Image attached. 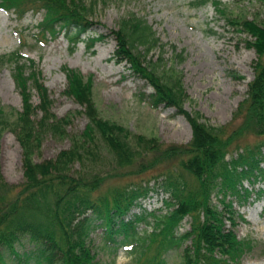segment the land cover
Returning a JSON list of instances; mask_svg holds the SVG:
<instances>
[{
	"label": "trees",
	"instance_id": "trees-1",
	"mask_svg": "<svg viewBox=\"0 0 264 264\" xmlns=\"http://www.w3.org/2000/svg\"><path fill=\"white\" fill-rule=\"evenodd\" d=\"M212 1L227 14L221 0ZM105 2L108 0H0V7L13 9L21 17L31 9H44L38 32L53 38L65 34L74 51L80 42L93 49L104 40V33H91L96 23L88 18ZM230 21L253 35L249 43L257 51L248 95L234 112V120L243 121L231 130L209 122L200 110H188L185 100L189 94L181 75L168 78L157 61L145 58L142 50L147 55L164 46L146 17L131 11L109 33L117 39L114 57L153 86L148 94L140 92V97L153 107L173 106L187 117L193 135L186 143H168L102 116L92 78L85 79L81 71L66 67L65 93L84 106L89 121L71 147L38 161L34 155L42 145L43 132L67 135L71 114L59 116L53 111L54 99L34 58L25 59L20 50L0 55V60L14 64L13 77L23 99L21 110L0 106V145L3 133L13 131L23 149L24 166L20 182L8 181L0 168V264H99L92 234L101 227L103 245L115 250L120 245L134 246L145 254L143 241L161 237L157 247L161 250L149 264H166L164 253L186 241L183 264H233L253 246L235 231L239 219L245 217L234 204L248 201L256 193L255 185L264 180V140L248 142L231 155L228 147L245 133L264 136V22L249 18ZM179 55L183 59V53ZM33 88L40 98L38 104L33 102ZM104 154L111 157L107 169L89 166L104 160ZM170 159H177L175 167L163 172L157 182L170 193L165 200L169 209L161 214L151 212L158 229L148 236L139 229L148 221V213L133 212V208L141 205L154 185L141 181L102 187L107 178L140 173ZM185 217L190 218L191 226L180 231ZM24 242L29 245L23 246Z\"/></svg>",
	"mask_w": 264,
	"mask_h": 264
},
{
	"label": "rangeland",
	"instance_id": "rangeland-1",
	"mask_svg": "<svg viewBox=\"0 0 264 264\" xmlns=\"http://www.w3.org/2000/svg\"><path fill=\"white\" fill-rule=\"evenodd\" d=\"M194 1L108 0L100 3L88 19L96 23L91 33H104V40L97 42L93 49L80 42L74 51L70 50L65 34L53 38L38 32L37 26L45 15L44 9H31L21 17L13 9L0 7V55L20 50L25 59L34 58L54 99L53 111L59 116L71 114L72 117L67 135L54 134L49 130L43 132L42 145L34 158L39 161L55 157L61 149L71 147L73 138L81 134L89 121L83 112L84 106L65 93L68 82L66 67L81 71L85 79L92 78L95 102L102 116L168 143H186L191 139L193 131L187 117L173 106L162 104L153 107L141 98L139 93L148 94L153 86L132 71L128 63L119 62L114 57L117 39L109 33L119 26L121 17L131 11L146 17L161 37L162 48L156 47L147 55L143 50L142 53L147 60L157 61L158 68L167 73L168 78L181 75L189 94L185 107L190 111L200 110L209 122L227 125L229 130L239 126L243 120H234V112L248 95L249 83L255 74L257 51L249 43L254 39L253 35L230 19L249 18L263 23L264 0H221L227 14L221 13L212 0L201 5H196ZM181 52L183 59L179 55ZM13 68L14 64L9 60H0V106L21 110L23 99L13 77ZM39 101L38 92L33 88V102L38 104ZM261 140L264 136L245 133L229 145L228 155L236 153L248 142ZM175 162L177 159L161 161L140 173L107 178L103 184L104 190L109 183L149 181L154 185L141 205L133 208V212L144 210L148 213L147 223L143 222L139 227L141 233L148 236L158 229L155 215L151 212L161 214L169 209L165 200L170 193L157 182L163 172L175 167ZM110 164V155H105L104 160L89 163V166L102 171ZM79 167L76 164V168ZM0 168L10 182L24 179L23 149L11 130H6L1 138ZM255 189L256 193L248 201L236 200L234 204L245 217L239 219L235 231L241 239L250 240L253 246L233 264H264V180L258 182ZM214 201L218 202L216 195ZM190 226V218L185 217L179 229L185 231ZM102 230V227L98 228L92 234L99 264H139L142 260L144 264H149L151 257L161 250L157 248L161 245V237L155 241L148 237L143 241L146 248L142 251L145 254L140 247L134 246L120 245L116 250L107 248L103 245ZM188 243L169 248L164 253L166 264H183L182 248ZM22 245L29 244L24 242Z\"/></svg>",
	"mask_w": 264,
	"mask_h": 264
}]
</instances>
